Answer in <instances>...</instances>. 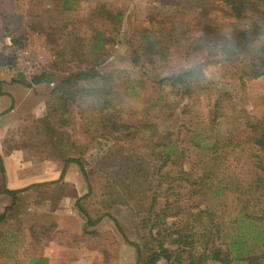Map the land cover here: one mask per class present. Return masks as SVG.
Wrapping results in <instances>:
<instances>
[{
    "label": "rangeland",
    "instance_id": "374dc122",
    "mask_svg": "<svg viewBox=\"0 0 264 264\" xmlns=\"http://www.w3.org/2000/svg\"><path fill=\"white\" fill-rule=\"evenodd\" d=\"M248 29L264 31V15L238 17L211 0H0V142L13 179L22 176L13 165L24 171L28 182L18 186L40 183L42 210L39 222L29 194L0 207V264H135L133 243L150 239L142 228L150 194L133 198V159L152 164L150 152L168 133L186 145L187 127L204 126L218 97L188 96L160 81L199 69L229 101L230 118L243 111L263 118L264 76L243 83L245 65L225 47ZM86 68L100 77L83 82V97L69 107L52 93L54 83L33 82L43 70ZM241 165L240 177L252 179V166ZM1 177L0 167V194ZM223 220L232 235L230 215ZM11 224L37 231L13 236ZM249 248L264 252L262 244Z\"/></svg>",
    "mask_w": 264,
    "mask_h": 264
},
{
    "label": "trees",
    "instance_id": "16d2710c",
    "mask_svg": "<svg viewBox=\"0 0 264 264\" xmlns=\"http://www.w3.org/2000/svg\"><path fill=\"white\" fill-rule=\"evenodd\" d=\"M211 1L224 4L238 17L247 11L264 15V0ZM225 47L228 59H238L245 65L243 83L244 78L264 76V31L240 30ZM96 77L99 73L88 68L68 73L43 70L33 76V82L54 83L52 93L69 107L83 97V82ZM160 82L180 87L188 96L197 91L218 97L204 126L195 123L187 127L190 134L186 145L181 146L168 133L162 148L150 152L152 164L143 166L133 159V198L150 194L142 225L150 239L145 245L133 243L137 250L135 264H230L236 260L261 264L264 252L252 254L249 244L264 245V117L255 118L243 111L230 118L229 101L199 69L175 73ZM107 103L105 99L104 106ZM192 151L197 152L196 159L188 163ZM69 160L77 162L86 175L80 159ZM243 162L252 166V179L240 177ZM226 213L235 227L232 235L225 231ZM169 219L174 220L170 223Z\"/></svg>",
    "mask_w": 264,
    "mask_h": 264
},
{
    "label": "crops",
    "instance_id": "0c3cea01",
    "mask_svg": "<svg viewBox=\"0 0 264 264\" xmlns=\"http://www.w3.org/2000/svg\"><path fill=\"white\" fill-rule=\"evenodd\" d=\"M1 132H3L2 129H0V135ZM16 161H14V164H19L20 163V158L19 155H17V157H15ZM8 160H6L4 154H3V149H2V144L0 142V167H1V172H2V177H1V182H2V186H3V190L2 193L0 194V207H4V209L2 211H5V209L9 208V206L13 205V203L17 204L18 200H20L22 197V195H27L29 194L28 197H31L32 199V204L30 205V207L28 208V210H31L33 212V214L36 216L37 215V219L39 220V222H41V216H42V210L39 207L38 204V193L35 192L36 190V186L39 185L40 183H34L35 181H29L30 183H28L27 185H21L18 186V184L20 183H27V179L24 176V171L23 170H18L21 166H15L13 165L16 169V171L22 175L20 178L21 179H13L12 174L13 171L10 169V166L7 164ZM13 164V161H12ZM24 167V166H23ZM14 169V168H13ZM65 180H67V178H65ZM4 190H9V191H14L15 193H10V192H4ZM41 199V198H40ZM49 210V209H48ZM47 213H49L51 216L53 214V216H56V211H53V213H51L50 211H45ZM17 223V222H15ZM33 225L30 226H26V225H22V224H11V225H6V229L8 228V231L11 232L13 234V236L18 235L20 233H29L31 234L32 231H37L34 230V227L32 229ZM40 230V229H39ZM3 231V229H0V233ZM15 238V237H14ZM16 239V238H15ZM34 246V245H33ZM40 261V259L38 260ZM37 262V261H36ZM51 262V261H50ZM41 262H39L40 264ZM37 264V263H34Z\"/></svg>",
    "mask_w": 264,
    "mask_h": 264
}]
</instances>
